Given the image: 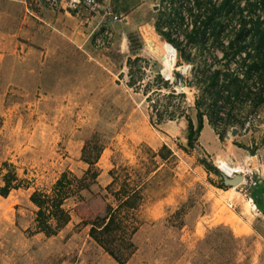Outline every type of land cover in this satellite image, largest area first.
<instances>
[{
  "label": "rangeland",
  "instance_id": "1",
  "mask_svg": "<svg viewBox=\"0 0 264 264\" xmlns=\"http://www.w3.org/2000/svg\"><path fill=\"white\" fill-rule=\"evenodd\" d=\"M98 1L124 16L114 45L101 50L90 38L101 17L92 19L84 1L75 9L71 0L55 8L41 0H0V187L6 173L17 177L16 188L0 195V264H119L89 232L119 204L117 195L136 188L142 193L131 211L137 249L126 264H264L258 206H264V105L226 106L214 126L206 116L211 132L190 147L188 117L197 123L200 73L224 68L213 63V53L222 55L217 47L189 42L193 0L180 1L185 19L172 35L196 62L176 48L173 65L155 27L167 21L171 0ZM207 1L211 7L221 0ZM239 20L222 16V28L207 36H233ZM229 69L241 71L242 62ZM89 142L102 147L91 172L83 156ZM163 145L173 152L166 160L159 156ZM226 162L258 169V185L222 188ZM49 200L71 215L52 236L36 220Z\"/></svg>",
  "mask_w": 264,
  "mask_h": 264
},
{
  "label": "trees",
  "instance_id": "2",
  "mask_svg": "<svg viewBox=\"0 0 264 264\" xmlns=\"http://www.w3.org/2000/svg\"><path fill=\"white\" fill-rule=\"evenodd\" d=\"M171 9L165 23L160 20L156 22L157 32L181 51L183 59L196 62L191 53H186L177 39L173 38L172 31L175 25L183 24L185 19L184 8L181 0H171ZM194 8L197 10L195 19L192 20V33L189 35V42L192 45L207 47L209 43L217 47L221 52V57L212 54L214 64H223L224 68L215 67L210 69L209 74L204 71L200 73L197 86L201 95L196 99L197 123L188 117V145L195 146V141L204 129V118L207 116L211 125L220 116L222 109L226 106L240 103H248L259 108L264 105V0H221L220 3H213L211 7L207 0H193ZM179 3V4H177ZM244 3V6H242ZM193 10V9H192ZM247 12V14H246ZM261 12V13H259ZM222 16L231 19L235 24L239 20V28L231 35L207 36V32L222 28ZM221 31V29H220ZM208 59H206V62ZM242 62L241 71L229 69L231 62ZM199 70L196 67L195 73ZM201 71V70H200ZM179 76L180 73H177ZM135 82L133 81L132 84ZM256 88V89H255ZM177 91L173 90V94ZM180 94V93H179ZM184 95V93H182ZM205 107V108H204ZM204 108V109H203ZM159 120L163 119L162 114L158 113ZM221 140L223 137L220 135ZM102 147L92 146L91 142L83 148V156L90 165L88 172L96 165L100 158ZM167 151V154H164ZM173 152L163 145L159 156L166 160ZM201 163L210 171L220 173V171L205 159ZM5 174L4 186L0 187V195L7 197L17 177ZM95 177L98 176L93 171ZM67 174L64 173L55 185L57 195L65 189ZM115 180V179H114ZM114 182V181H113ZM113 182L108 186L111 188ZM222 188L228 189L224 183ZM121 190V189H120ZM120 190L116 193L118 194ZM126 190V189H125ZM123 191V197H118L119 204L112 210L109 216L96 218L90 229L89 235L119 264H126L131 255L136 251V244L133 241L134 234L138 231V225L131 222L132 214L140 205L142 193L140 188L133 191ZM264 194V185L261 188ZM37 212V224L39 230L48 236L56 235L59 230L64 228L70 221L71 215L61 204L55 201H44ZM43 202V203H44ZM261 212L264 214V206L258 203Z\"/></svg>",
  "mask_w": 264,
  "mask_h": 264
},
{
  "label": "built area",
  "instance_id": "3",
  "mask_svg": "<svg viewBox=\"0 0 264 264\" xmlns=\"http://www.w3.org/2000/svg\"><path fill=\"white\" fill-rule=\"evenodd\" d=\"M41 1L53 8L62 6V0ZM82 1H84L85 6H87L94 14L92 19L93 17L95 18V15H99L101 17L100 21L94 26L90 34L94 48L100 50L108 49L115 43V27L124 20V16L116 13L110 4H101L98 0H71L69 6L70 8L78 9L82 7ZM236 174H241L244 177V182L240 185L242 188H245L246 186L255 187L259 183L260 174L258 169L252 167L251 165L242 167L235 166L229 176L233 177Z\"/></svg>",
  "mask_w": 264,
  "mask_h": 264
},
{
  "label": "bare ground",
  "instance_id": "4",
  "mask_svg": "<svg viewBox=\"0 0 264 264\" xmlns=\"http://www.w3.org/2000/svg\"><path fill=\"white\" fill-rule=\"evenodd\" d=\"M167 47H168V51H167L168 58L166 59V63L173 65L177 56V50L171 43H168ZM180 69L182 70L183 68ZM224 168L226 170L225 172L229 175L231 174V171L234 170L235 166L230 162L229 163L226 162L224 163Z\"/></svg>",
  "mask_w": 264,
  "mask_h": 264
},
{
  "label": "water",
  "instance_id": "5",
  "mask_svg": "<svg viewBox=\"0 0 264 264\" xmlns=\"http://www.w3.org/2000/svg\"><path fill=\"white\" fill-rule=\"evenodd\" d=\"M223 179L226 186L234 187L243 184L244 177L241 174H236L230 177L228 174L223 173Z\"/></svg>",
  "mask_w": 264,
  "mask_h": 264
},
{
  "label": "crops",
  "instance_id": "6",
  "mask_svg": "<svg viewBox=\"0 0 264 264\" xmlns=\"http://www.w3.org/2000/svg\"><path fill=\"white\" fill-rule=\"evenodd\" d=\"M8 4L10 5L11 3H7V5H8ZM67 13H68V12H67ZM210 127H211V126H209V125H208V126H205V125H204V129H203V131H202V133H201V134H202L201 137H203V135H204L205 133H207V132H208V133L211 132L212 129H210ZM205 144H207L210 148H212V150L215 149V145H214V144H210L209 141H208V139H206ZM210 150H211V149H209V152H210ZM234 165H235V166H238L237 163H234ZM224 172H225V171H224ZM258 172H259V174H261L259 170H258ZM259 180H260V178H259Z\"/></svg>",
  "mask_w": 264,
  "mask_h": 264
}]
</instances>
